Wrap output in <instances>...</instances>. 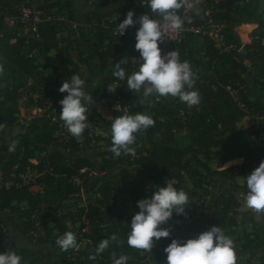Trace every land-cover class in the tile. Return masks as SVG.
Wrapping results in <instances>:
<instances>
[{"label":"trees","instance_id":"16d2710c","mask_svg":"<svg viewBox=\"0 0 264 264\" xmlns=\"http://www.w3.org/2000/svg\"><path fill=\"white\" fill-rule=\"evenodd\" d=\"M111 2L119 3L115 10L134 8V19L144 12L150 16L156 15L148 9L147 4L142 5L136 0H98L96 5L106 6ZM239 2L240 0H211L212 15L218 23L224 25V40L227 44H232L235 51L219 53L208 38L191 32H185L180 42L174 46L180 59L190 63L195 77L193 87L200 97L198 104L188 107L176 97L170 100H167L168 97H151L150 102L140 104V94L130 92L126 81L113 77L114 67L100 81H89L84 76L80 70L81 63L91 72L94 59L98 61V68L104 70L110 59L116 63L123 58L127 71L130 72L129 58L139 55L134 48L135 35L120 36L119 32L113 33L114 27L121 21L116 12L95 14L88 19L86 26L97 35L101 47L94 46L90 38L82 34V39L75 42L74 58L71 55L62 57L56 35L67 20L72 18L69 2L61 4L56 1L39 6L45 13H57L64 20L38 23L39 38L31 39L18 34L20 24L6 28V17L13 12V7L28 5V0H0V224L5 226L7 220L21 219L17 229L26 237V244H15L8 249L21 256L22 264H51L37 251L46 244L53 243L49 223L60 234L72 231L80 235L76 238L77 243L85 241L89 247V251L85 253L87 264H112L113 253L117 257L120 254L126 255V264H150L153 261L163 264L166 258L163 249L172 238L183 240L193 237L212 224L220 226L233 239L235 264H239L241 255L264 244L256 229L243 232L241 238L235 237L238 211L242 212L243 224H257L253 210L244 206V175L264 159V145H256L250 140L259 131L257 124L254 122L246 128L237 125L239 118L246 114L253 119L256 117L258 121L264 120L262 36L254 34V29L251 42L241 44L233 30L239 24V31L243 22H255L257 28L261 23L252 17L244 19ZM239 48L241 50L236 51ZM51 50L56 55L59 54L57 57L61 58L60 64L70 65L68 74H62L58 67L53 66L51 72L55 75L49 76L40 68L38 57ZM197 53H200L198 57ZM248 58L259 71L256 77L260 91L258 96L246 86L240 74L248 70L245 61ZM206 68L211 71L210 75H204L203 70ZM72 74H78L84 79L85 91L92 95L93 102H98L100 95L107 104L108 101L121 97L120 109L113 111L114 116L137 111L149 114L152 106L157 107L151 114L154 124L135 134V143L131 145L135 149V156L123 153L114 157L110 151L106 152L109 156L104 158L101 168H116L117 172L109 179L94 177L93 182L99 194L98 204L88 205L87 208L78 207L75 211L64 209L63 202L77 192L72 180L80 179L86 173V170H80L92 168L93 164L88 157L78 154L81 138L84 143H90L88 127L81 138L77 139L68 131H62L64 123L58 114L61 107L59 100L65 94L59 92L58 88ZM114 82L118 87L114 92H109L107 87ZM27 85L37 94L31 101L34 100L39 108L49 103V107L55 110V118L40 126L32 124L27 132L15 133L13 131L17 127L20 90ZM124 90L126 91L123 93ZM231 91L235 93L234 96ZM87 115V122L99 117L98 114L93 116L88 112ZM218 126L222 127L220 132ZM172 128L187 129L190 135L188 141L175 143ZM6 130L12 131L8 140L3 137ZM13 143L14 150L9 151V145ZM65 150L71 152L70 157L64 154ZM36 152H42V156L36 164H32L29 160L35 158ZM234 158H241L242 161L222 169L210 167L211 161L223 164ZM30 168L37 174L33 183L43 186L42 195L33 193L29 190V184L23 182L22 175ZM136 168L139 169L138 172H135ZM11 173L13 176H10ZM211 175L225 184L226 191L220 194L219 204L209 210L203 204L204 197L207 196L204 181ZM236 177L242 179V184L233 182ZM166 181L188 194L189 207L184 214H173L170 219L173 221L172 226L164 225L170 229L169 237L154 240L151 250L129 247L127 223L134 212L138 211L136 201L151 194L152 183L163 184ZM6 182H10V185L7 186ZM114 192L126 195L132 203V212L126 222L122 221L116 210ZM235 192H239L242 199H238ZM21 203L25 205L21 206ZM82 218L87 220L86 231L81 226L75 228V224ZM112 234H115L116 239L110 240L108 248L102 253L95 254L98 242ZM6 250L0 246V251ZM257 259L258 264H264V246Z\"/></svg>","mask_w":264,"mask_h":264},{"label":"clouds","instance_id":"9594fccd","mask_svg":"<svg viewBox=\"0 0 264 264\" xmlns=\"http://www.w3.org/2000/svg\"><path fill=\"white\" fill-rule=\"evenodd\" d=\"M142 5L160 17L153 18L144 12L135 19L132 10L118 22L119 35H124L129 26L138 23L135 31L134 48L139 52L136 67L128 72L126 61L121 58L113 63L112 75L117 80L126 81L127 89L140 94L139 102H150L151 97H176L187 105H196L200 101L198 91L193 87L194 72L190 63L181 60L175 48L162 52L160 42L163 40L162 27L175 30L181 27L183 21L177 10L188 6L186 0H139ZM161 20L164 24H161ZM85 81L78 74H72L63 80L58 91L65 93L59 100V118L63 121L67 131L79 139L87 127L88 107L93 103V97L84 88ZM118 87V86H117ZM117 87H107L114 92ZM154 124V120L147 112H124L111 119V145L109 151L114 157L121 153L135 156L131 145L135 143L136 133ZM15 144H10L8 150H14ZM246 191L243 193L244 206L257 213L264 212V159L244 175ZM188 194L178 189L171 182L153 185L150 195L138 199V211L131 216L127 244L129 247L151 250L154 240L167 238L169 227L164 225L173 214H184L189 207ZM115 234L98 242L95 254L102 253L109 246L110 240H115ZM56 245L66 251L76 246V235L72 231H65L58 236ZM166 254L163 264H235L234 241L217 224L210 225L193 237L183 240L172 238L163 249ZM93 258V257H90ZM128 257L112 254V264H126ZM0 264H22L21 256L12 249L0 251Z\"/></svg>","mask_w":264,"mask_h":264},{"label":"rangeland","instance_id":"374dc122","mask_svg":"<svg viewBox=\"0 0 264 264\" xmlns=\"http://www.w3.org/2000/svg\"><path fill=\"white\" fill-rule=\"evenodd\" d=\"M56 1L60 2L61 4L65 1L69 2L72 10V18L70 20H67V23H65V25L58 31L56 35V38L58 40V46L61 51L60 54H62V57L71 55L74 58L76 46L75 42L82 39V34L88 36L94 46L101 47V42L97 38V35L94 33V31H90L86 26L88 19L91 18V16H94L95 14L103 15L108 12H111L113 14L114 12L120 11L115 10L119 3L111 2L106 6H98L96 5V2H98V0H28V5H32L38 8L39 6L45 5L49 2ZM136 2L139 3V0H136ZM239 9L243 10L244 19L252 17L253 19H256V21L261 23L259 28H256L254 34H260L262 36V42L264 43V0H240ZM132 11L135 12L134 8ZM73 18H76V20H73ZM73 22L78 25H76V27H73ZM238 26L239 24L236 25L233 30L238 39L240 40L241 44H244L245 42H251V29L246 35L249 38V40L247 41V39L241 38L239 36ZM6 28L10 29L11 27L6 26ZM18 34L23 35L27 38H29L30 36L26 29L23 30L21 28L18 30ZM239 49L241 50V48ZM199 54L200 53H197L196 56L198 57ZM58 55H56L55 52L51 50L49 53L41 54L38 57L37 63L45 74L49 76L55 75L51 72L53 66L58 67L60 72L64 75L70 72V65L60 64L61 58L57 57ZM245 61L247 62L248 70L246 72H241L240 74L244 78L246 86L251 90L252 93L258 96L260 94V91L259 83L257 82L256 77L259 71L257 70L256 65L252 61H250V58ZM113 63L114 60L110 59L106 68L104 70H100L98 68V61L94 59L91 63V72H89L85 65L82 63L80 64V70L83 72L85 77L89 78V81H100L104 74L109 69L114 67ZM203 73L204 75H210L211 71L206 68L203 70ZM116 86L117 85L110 84L108 87ZM125 91L126 90H124L123 93ZM98 95H100V93H98ZM36 97L37 94L30 89L29 85H27V87H25L24 89L20 90V95L18 99V112L16 115L17 127L13 132H27L29 131V127L32 124L40 126L42 123L48 122V120H54L55 110L49 107V103L44 104L42 107L39 108L34 100L31 101V98L35 99ZM172 98L174 97L169 96L167 100H170ZM121 101L122 99L120 97L116 100L108 101L109 104H107L100 95L99 101L93 102L91 104L92 107H90L92 109L88 112V114H91L93 116H95V114H98L99 117H94V120L89 123L90 128L88 129V135L91 138L90 143H84L82 141L83 139L80 137L81 143L79 146L81 149L78 151V154L88 157L91 160L93 166L92 168L84 169V171L86 170V173H84V175L80 179L74 178L72 180L74 182V186L77 192L63 202L64 209L75 211L78 207L87 208L88 205L98 204L99 194L97 193L96 185H94L93 182L94 177H104L105 179H109L117 172L116 168L105 167L102 169L101 166L103 165L104 158L106 159L109 156V154L106 152L109 151L108 149L111 145L110 123L111 119L115 117L113 111L118 110V108H120ZM156 108L157 107L152 106L149 109V114L151 115L152 112L156 110ZM160 118L163 117L161 116ZM254 122L256 124H259L258 130L260 128H264V120L258 121L256 120V117L253 119V117L248 114L239 118V120L237 121V125L241 128H246ZM220 130H222V127L218 126V131L220 132ZM62 131H67V128H64V125L62 126ZM172 132L174 134L175 143L178 141L187 142L188 137L190 136L187 132V129L172 128ZM3 134V137L8 140V137L12 134V131L6 130ZM253 137L255 136H252L250 140H252ZM64 154L67 157L71 156V152H68V150H65ZM122 154L123 153H121V155ZM41 156L42 152H36L35 158H32L29 161L32 164H36L38 159L41 158ZM240 162L241 159H237L234 161L230 160L228 162L226 161L223 164L218 163V161H211L210 167L212 169H222L231 164H238ZM138 171L139 169L136 168L135 172ZM10 176H13V174L11 173ZM36 176L37 174L35 173V170L30 168L26 171L25 174L22 175V179L25 184H29V190H31L33 193L42 195L43 186L37 183H33V180ZM204 182V186L207 190V196L204 197V208L209 207L210 209H208L212 210L213 207H216L217 204H219V196L220 194L226 191V186L220 179H218L214 175L206 177ZM233 182H235L236 184H242V179L240 177H236ZM5 184L9 186L10 182H6ZM151 185L153 186L154 184L152 183ZM234 195L238 199H242L239 192H235ZM114 199L117 212L120 214L122 221L126 222L132 212L131 201L126 195L118 192H114ZM20 205L24 206L25 204L21 203ZM241 214V211H238V213L236 214V219L238 223L235 226L237 232L235 237L241 238L243 232H251L256 229L259 239L264 242V212L257 213L253 211V215L257 220L256 226H251L249 223L243 224ZM20 222V218H15L14 221L7 220L5 226L0 224V228L2 229L0 231V246L2 248L8 249L13 248L15 244H26V237L19 233L17 229V224ZM172 223L173 221L169 220L166 225L172 226ZM48 226L51 230L53 243H48L43 248H39L37 250L45 258V260L51 262V264H87L85 261V253L89 251V247L85 244V241H79L78 243H76V246L74 248H69L66 251H62L55 243L56 238L62 234L57 232L52 223H49ZM77 226H81L84 231L88 230L87 220H85L84 218H82L75 224V228H77ZM2 234L3 236H1ZM78 236L80 235H76V238H78ZM263 246L264 244L261 246H257L249 253L247 252L241 255L239 258V264H258L257 258L261 254ZM150 264L159 263L153 261Z\"/></svg>","mask_w":264,"mask_h":264},{"label":"built area","instance_id":"2783aa9c","mask_svg":"<svg viewBox=\"0 0 264 264\" xmlns=\"http://www.w3.org/2000/svg\"><path fill=\"white\" fill-rule=\"evenodd\" d=\"M217 1V0H214ZM186 4L188 6L182 7L180 12H177L181 17L183 23L180 28L172 30L167 27H162L163 31V40L160 42V47L162 52H166L180 42L185 32H191L195 35L206 37L211 42L213 47L219 52H230L235 51V48L232 44H227L224 40L222 29L224 27L223 24L217 22V20L212 15V6L211 0H186ZM129 10H133L130 8ZM129 10H120L116 12L117 17L120 20L124 18L126 13ZM135 14V12H133ZM153 18L160 20L158 15H152ZM116 17V16H113ZM55 20L61 21L64 20L62 16H59L57 13H45L39 7L36 8L32 5H18L13 7V12L6 17V26L15 27L16 25H21V29L25 30L30 34L31 39H38V23L46 21L53 22ZM95 22V20H92ZM112 22V19L110 20ZM161 24L164 22L161 20ZM138 23L132 26H129L125 34L135 35L136 28L138 27ZM118 28L117 25L114 27L113 33H117ZM237 49L236 51H239ZM139 61V55L132 56L129 58V69L130 72L136 67V61ZM117 85L116 82L112 83ZM228 88V87H227ZM231 94L234 96L235 93L231 91ZM193 106V105H191ZM188 105V107H191ZM92 107V106H91ZM88 107L89 112L92 108ZM120 109V108H118ZM90 122H87L88 129L90 128ZM66 126L64 125V128ZM252 141L256 145H264V128H260L257 135L252 138ZM81 172L84 169L80 170Z\"/></svg>","mask_w":264,"mask_h":264},{"label":"crops","instance_id":"0c3cea01","mask_svg":"<svg viewBox=\"0 0 264 264\" xmlns=\"http://www.w3.org/2000/svg\"><path fill=\"white\" fill-rule=\"evenodd\" d=\"M244 23V25H248V26H250L251 27V31L250 32H252L254 29H256L257 28V23H255V22H243ZM242 24V23H241ZM72 25H73V27L74 26H76V25H78V24H76L75 22H73L72 23ZM239 33V32H238ZM247 35V33L245 34V39H247V41L249 40V38L246 36ZM251 36V35H250ZM246 41V40H245ZM245 43H249V42H245ZM237 159H241V158H234V159H232V161H234V160H237ZM241 161H242V159H241ZM230 163V162H229ZM232 165V164H231ZM230 166V165H229ZM228 167V166H227Z\"/></svg>","mask_w":264,"mask_h":264},{"label":"bare ground","instance_id":"6f19581e","mask_svg":"<svg viewBox=\"0 0 264 264\" xmlns=\"http://www.w3.org/2000/svg\"><path fill=\"white\" fill-rule=\"evenodd\" d=\"M251 29L250 26L248 25H242L241 28L239 29V36L241 38H245V34L248 33V31Z\"/></svg>","mask_w":264,"mask_h":264},{"label":"water","instance_id":"95a60500","mask_svg":"<svg viewBox=\"0 0 264 264\" xmlns=\"http://www.w3.org/2000/svg\"><path fill=\"white\" fill-rule=\"evenodd\" d=\"M258 127H259V124L256 125V128H258Z\"/></svg>","mask_w":264,"mask_h":264}]
</instances>
